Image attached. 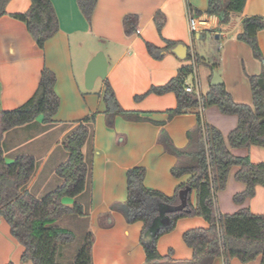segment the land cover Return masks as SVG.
I'll return each instance as SVG.
<instances>
[{
	"label": "crops",
	"instance_id": "0c3cea01",
	"mask_svg": "<svg viewBox=\"0 0 264 264\" xmlns=\"http://www.w3.org/2000/svg\"><path fill=\"white\" fill-rule=\"evenodd\" d=\"M50 1L60 30L46 42L43 50L26 24L14 18V15L29 11L31 0H11L7 14L0 18L1 109L13 111L24 106L37 92L44 68L55 74V92L60 99L54 123L44 124L39 117L4 135L5 161L12 163L18 156H33L37 169L27 190L37 198L45 197L62 183L57 169L68 158L63 142L74 130V123L95 114L96 120L84 147L90 169L85 191L76 198H65L63 203L83 207V217L87 215L93 234L94 264H147L140 244L144 225L141 222L129 224L124 214L128 171L137 167L146 169L144 186L168 197L192 178V175L179 178L172 175L176 165H190L191 161L188 157L178 159L166 152L160 142L161 131L168 134L178 149L186 150L190 133L201 116L205 123L221 131L235 157H248L253 164H264V147H230L228 137L238 126L237 116L225 115L216 106L207 109L199 106L169 118V111L178 105L176 94L158 95L150 91L175 79L181 68L190 65V53L194 51L200 59L202 96L208 93L211 85L210 66L217 64L216 71L233 100L252 105L248 77L259 75L262 66L251 48L237 37L243 31L244 19L264 17V0H247L243 12L232 15L225 25L217 16L207 14L209 0H98L91 24L80 11L77 0ZM190 14L209 20V29L195 38L189 29ZM130 15L137 17L138 25L137 34L129 37L123 21ZM169 42L187 46L188 59H179L174 48L165 53ZM258 43L264 57V30L258 33ZM148 45L158 51L150 53ZM100 52L107 58L106 79L120 106L138 113L142 121L107 115L103 100L106 79H97L92 90L86 88V70ZM238 171L239 167L231 169L226 188L216 194L217 213L233 215L249 209L253 214L264 216L263 186H257L255 196L244 203L235 202V196L247 190V185L236 179ZM192 200L195 203L194 193ZM207 227L208 223L201 217L179 220L173 232L158 240L159 254L168 256L172 252L174 260H191L193 251L185 244L183 236L191 229ZM24 250L0 216V264H32L22 262ZM261 262L259 257L248 264ZM213 264L225 262L218 258ZM230 264L243 263L233 259Z\"/></svg>",
	"mask_w": 264,
	"mask_h": 264
},
{
	"label": "trees",
	"instance_id": "16d2710c",
	"mask_svg": "<svg viewBox=\"0 0 264 264\" xmlns=\"http://www.w3.org/2000/svg\"><path fill=\"white\" fill-rule=\"evenodd\" d=\"M247 0H209L208 15L217 16L225 25L234 14H241ZM11 0H0V18L7 14L6 8ZM80 11L89 24L98 0H77ZM190 10L194 12L193 8ZM14 18L26 24L27 29L40 49L60 30L55 8L50 0H31L27 13L14 15ZM136 16L125 17L124 29L127 36L137 34ZM243 31L238 35L240 42L248 45L256 60L261 63V72L249 76L252 91V105L236 103L225 85L211 86L202 101L193 93L186 92V81L193 73V67L187 65L180 69L178 76L163 87L152 88L150 93L158 95L173 92L176 94L177 108L169 111V118L197 109L218 107L225 115H235L239 119L237 128L231 132L228 141L231 148L264 147V57L258 43V33L264 30L263 18L249 17L243 20ZM158 28L162 24L158 21ZM178 44L169 42L165 53ZM150 53L156 49L148 45ZM198 58V64L200 59ZM211 72L218 65L210 66ZM56 76L44 68L40 84L35 95L22 107L13 111H3L0 104V216L11 229L12 236L24 247L22 262L32 264H60V249L74 242V235L51 225L67 216H84L80 204L66 206L65 198H76L86 188L90 169L85 160L84 147L95 123L96 115H91L74 123V130L63 142L68 153L67 160L57 169L62 183L53 192L43 198H37L27 190L37 169L36 159L31 155L18 156L12 163L4 158L2 141L4 135L18 127L25 126L42 117L44 124L54 123L59 110L60 99L55 92ZM103 100L108 116H122L128 121H142L138 113L124 110L116 94L105 80ZM1 101V83H0ZM160 142L166 152L178 159L188 157L190 165H176L172 175L176 178L192 175L185 185L180 186L172 197L161 192L149 190L144 186L146 169L137 167L127 173L128 198L124 204L125 218L129 224L141 222L144 225L140 244L146 255L147 264H213L222 258L225 264L238 259L243 264L262 258L264 264V216L243 209L233 215L218 214L215 208V196L226 188L230 171L239 167L236 179L247 185L244 193L235 196L238 204L255 196L256 187H264V164H253L248 157H235L228 148L219 129L205 123L198 116V123L190 133V144L186 150L178 149L163 130ZM191 188L187 204L183 206L181 191ZM195 193L196 201L192 200ZM201 217L207 228L191 229L184 236L185 244L192 249L193 257L188 261L161 256L157 249L158 240L174 231L179 220ZM93 234L89 233L82 248L70 264H94ZM11 264V263H10Z\"/></svg>",
	"mask_w": 264,
	"mask_h": 264
},
{
	"label": "water",
	"instance_id": "95a60500",
	"mask_svg": "<svg viewBox=\"0 0 264 264\" xmlns=\"http://www.w3.org/2000/svg\"><path fill=\"white\" fill-rule=\"evenodd\" d=\"M218 38V37H217ZM173 52L177 55V57L181 60H187L189 56V48L185 45H178L174 48ZM108 74V61L104 53H98L92 61L89 63L88 68L86 70V88L88 90H92L97 79H106ZM223 79L220 74L215 71L213 73V77L211 80V86H221L223 85ZM191 192V188H186L181 191L180 197L183 202V206L187 204V198L189 193Z\"/></svg>",
	"mask_w": 264,
	"mask_h": 264
},
{
	"label": "rangeland",
	"instance_id": "374dc122",
	"mask_svg": "<svg viewBox=\"0 0 264 264\" xmlns=\"http://www.w3.org/2000/svg\"><path fill=\"white\" fill-rule=\"evenodd\" d=\"M192 82V78L189 79ZM204 90V88H203ZM195 194V193H194ZM193 197V194H192ZM52 227L67 230L74 235V242L62 248V253L58 256L60 264H70L74 261L76 255L82 248L88 234L91 233L89 220L87 215L82 216H67L60 221L51 225ZM177 226V225H176ZM176 229V228H175ZM174 229V230H175ZM173 232V231H172Z\"/></svg>",
	"mask_w": 264,
	"mask_h": 264
},
{
	"label": "built area",
	"instance_id": "2783aa9c",
	"mask_svg": "<svg viewBox=\"0 0 264 264\" xmlns=\"http://www.w3.org/2000/svg\"><path fill=\"white\" fill-rule=\"evenodd\" d=\"M264 23V17H263ZM189 29L192 37L200 35L209 29V20L203 16L189 15ZM190 65L193 67V73L186 81V92L195 94L202 101L201 80L198 70V58L194 51L190 53ZM192 78V82L189 79ZM202 106V104L200 105ZM203 108V106H202ZM204 109V108H203Z\"/></svg>",
	"mask_w": 264,
	"mask_h": 264
}]
</instances>
